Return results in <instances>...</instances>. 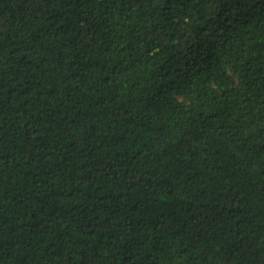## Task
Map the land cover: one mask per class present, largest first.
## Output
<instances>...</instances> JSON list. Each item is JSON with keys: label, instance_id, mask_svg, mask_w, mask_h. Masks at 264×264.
<instances>
[{"label": "trees", "instance_id": "16d2710c", "mask_svg": "<svg viewBox=\"0 0 264 264\" xmlns=\"http://www.w3.org/2000/svg\"><path fill=\"white\" fill-rule=\"evenodd\" d=\"M249 3L0 0V264H264Z\"/></svg>", "mask_w": 264, "mask_h": 264}, {"label": "snow or ice", "instance_id": "6c2138e0", "mask_svg": "<svg viewBox=\"0 0 264 264\" xmlns=\"http://www.w3.org/2000/svg\"><path fill=\"white\" fill-rule=\"evenodd\" d=\"M222 3L223 12L228 14L240 13L243 15L251 10L249 0H222ZM212 23H216L215 19L212 20ZM213 31H215V29H213Z\"/></svg>", "mask_w": 264, "mask_h": 264}]
</instances>
